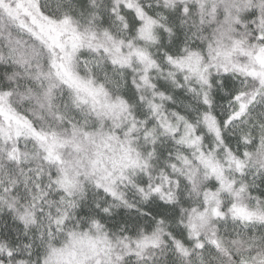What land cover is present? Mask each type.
Here are the masks:
<instances>
[{"label": "snow or ice", "instance_id": "6c2138e0", "mask_svg": "<svg viewBox=\"0 0 264 264\" xmlns=\"http://www.w3.org/2000/svg\"><path fill=\"white\" fill-rule=\"evenodd\" d=\"M0 264H264V0H0Z\"/></svg>", "mask_w": 264, "mask_h": 264}]
</instances>
